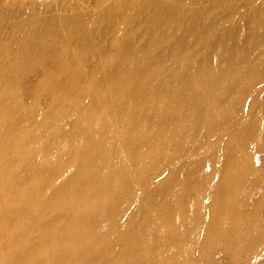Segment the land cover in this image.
Instances as JSON below:
<instances>
[{
	"label": "bare ground",
	"instance_id": "6f19581e",
	"mask_svg": "<svg viewBox=\"0 0 264 264\" xmlns=\"http://www.w3.org/2000/svg\"><path fill=\"white\" fill-rule=\"evenodd\" d=\"M124 2L105 55L92 46L100 12L86 24L75 7L62 33L37 35L49 31L31 16L21 44L0 41V264H252L264 255V192L250 200L264 172L247 147L264 148L263 17L246 33L178 0ZM84 47L102 72L86 84ZM47 57L61 62L46 71ZM37 63L46 72L27 89Z\"/></svg>",
	"mask_w": 264,
	"mask_h": 264
},
{
	"label": "rangeland",
	"instance_id": "374dc122",
	"mask_svg": "<svg viewBox=\"0 0 264 264\" xmlns=\"http://www.w3.org/2000/svg\"><path fill=\"white\" fill-rule=\"evenodd\" d=\"M124 1H125L124 3L127 6L126 2H133L135 0H124ZM178 1L181 2V4L183 3L185 5H188L189 7H193L199 10V12H210V11L212 13L218 12L216 17L218 22H222V24H224L225 19L229 18L232 22L237 23V24L235 23V27L233 29L237 28V30H239L241 28L242 29L244 28L246 33H249L251 31L249 29L251 25H248V21H247L248 19L250 18L254 19L256 17H259L260 18L259 20H261L263 17L264 20V0H178ZM96 2L97 3L99 2L98 5L101 4L100 7L97 8L98 5ZM116 2H118V0H101V1L99 0H0V41H2V44H5V50L8 53L10 52L11 49L17 46V43L21 44V39H18L20 29L18 28L17 24L19 21L30 20L31 16H34L35 18L41 17V19L38 20V25H35L38 31H49V33L36 32L37 35L45 34L47 37H51V36H55L57 33H62L63 29L70 28L72 26V23L68 21L64 25V22L66 21L65 19H63L64 12H66L68 9H74L75 7L76 9L78 8V12L72 18L75 19V21L81 18V20L86 24L91 23L94 13L100 12V16H99L100 20L96 24V27L98 29L97 35L99 36V43H96V45H92V46L96 47L97 51H99L100 54L103 53L105 55V53L107 52L110 53L111 51H113L112 41H113L114 31L111 20L116 18L118 14L116 15L113 14V16H110V14L108 13H110L112 9L116 8L117 6ZM147 2H143V3H146V5L150 4L149 1ZM212 5H216V6L212 7ZM101 7H106V9H104L105 11H107L106 16L104 15V13L101 12L104 10L100 11ZM41 20H43V22H41ZM53 26H58V27L53 28ZM80 29L82 31L81 26ZM254 32L255 34L258 33V31H254ZM73 43L74 42H72V44ZM90 48L91 47L88 48L84 47L83 50L85 53V55H83L84 60L78 65V69L75 71V74H77L80 77V80L83 84H86V81H89L92 76H95V73L98 72L100 75L102 74V72H99L101 70L99 69L101 63L99 64L98 62L100 61V58L97 57V54H93L92 56H90L92 54L91 52H89ZM214 49L210 48V50H214ZM0 53H4L2 47L0 48ZM55 58L56 57H47L42 61V63L45 62L44 67H46L45 68L46 71L47 70L52 71L53 69H55L54 67H56V64L61 62L59 58L58 59ZM39 65H40L39 63L34 65H29L28 66L29 69L27 67L24 70V73H26L27 75L23 76L19 84L23 86L26 85L27 89L29 85L36 84L41 74H45L46 72L45 70L44 72L43 71L38 72ZM57 75H58L57 78L64 80L63 77L64 73L60 71V73H58ZM250 77L251 76H249V79L245 80L247 86L253 84L252 78ZM261 84L262 83L252 88L250 98L244 100L245 104L248 105V103H250L251 100H255V99L258 100L259 97L258 88L260 87ZM247 89L249 88L247 87ZM244 101L241 104L242 110L245 109ZM259 111L260 109L258 108L256 112ZM252 142L253 143L247 146L250 150V163L252 166L250 168V171L255 169L257 171L264 172V148L263 147L258 148L256 143L254 141ZM254 176H255L254 173L248 174L249 179L254 178ZM258 182H259V187L260 186L261 187L252 191L251 199H250L251 202L255 204L259 203V201L261 200L260 194L264 192V175H262V177L259 176ZM142 193L141 195H137V196L142 197L143 196ZM252 264H264V255L260 254L258 256H254L252 258Z\"/></svg>",
	"mask_w": 264,
	"mask_h": 264
}]
</instances>
